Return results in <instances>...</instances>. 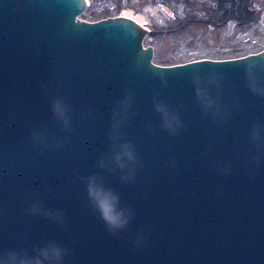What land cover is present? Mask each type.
<instances>
[{"label": "water", "instance_id": "95a60500", "mask_svg": "<svg viewBox=\"0 0 264 264\" xmlns=\"http://www.w3.org/2000/svg\"><path fill=\"white\" fill-rule=\"evenodd\" d=\"M88 5L0 0V264H264V49L161 66Z\"/></svg>", "mask_w": 264, "mask_h": 264}, {"label": "rangeland", "instance_id": "374dc122", "mask_svg": "<svg viewBox=\"0 0 264 264\" xmlns=\"http://www.w3.org/2000/svg\"><path fill=\"white\" fill-rule=\"evenodd\" d=\"M88 1L80 16L88 22L111 19L123 12L140 15L143 26L154 32L143 40L145 45L153 47L152 61L157 65L230 59L264 49V0H251L255 17L247 24L231 19L221 27L204 23L218 16V0Z\"/></svg>", "mask_w": 264, "mask_h": 264}, {"label": "trees", "instance_id": "16d2710c", "mask_svg": "<svg viewBox=\"0 0 264 264\" xmlns=\"http://www.w3.org/2000/svg\"><path fill=\"white\" fill-rule=\"evenodd\" d=\"M216 5L218 16L204 21L205 25L212 24L218 27L231 19L247 24L255 17L251 0H218Z\"/></svg>", "mask_w": 264, "mask_h": 264}, {"label": "clouds", "instance_id": "9594fccd", "mask_svg": "<svg viewBox=\"0 0 264 264\" xmlns=\"http://www.w3.org/2000/svg\"><path fill=\"white\" fill-rule=\"evenodd\" d=\"M90 197L93 199L96 207L100 211L102 219L109 227L118 226L119 216L116 213L111 193L104 188L89 187ZM57 258H60L59 252H57Z\"/></svg>", "mask_w": 264, "mask_h": 264}, {"label": "bare ground", "instance_id": "6f19581e", "mask_svg": "<svg viewBox=\"0 0 264 264\" xmlns=\"http://www.w3.org/2000/svg\"><path fill=\"white\" fill-rule=\"evenodd\" d=\"M120 17H125V18H128V19H131L133 20L134 22H136L137 24L143 26V22H142V19H141V16L140 15H133L131 12H123Z\"/></svg>", "mask_w": 264, "mask_h": 264}]
</instances>
